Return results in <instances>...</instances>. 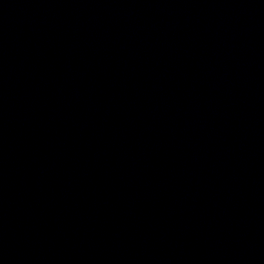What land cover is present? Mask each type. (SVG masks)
I'll use <instances>...</instances> for the list:
<instances>
[{
    "label": "water",
    "instance_id": "1",
    "mask_svg": "<svg viewBox=\"0 0 264 264\" xmlns=\"http://www.w3.org/2000/svg\"><path fill=\"white\" fill-rule=\"evenodd\" d=\"M0 264H264V0H0Z\"/></svg>",
    "mask_w": 264,
    "mask_h": 264
}]
</instances>
